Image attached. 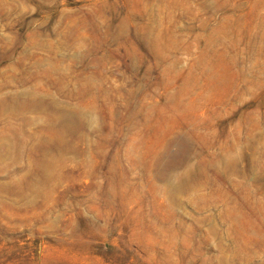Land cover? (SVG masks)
I'll list each match as a JSON object with an SVG mask.
<instances>
[{
	"label": "rangeland",
	"instance_id": "1",
	"mask_svg": "<svg viewBox=\"0 0 264 264\" xmlns=\"http://www.w3.org/2000/svg\"><path fill=\"white\" fill-rule=\"evenodd\" d=\"M0 264H264V0H0Z\"/></svg>",
	"mask_w": 264,
	"mask_h": 264
},
{
	"label": "bare ground",
	"instance_id": "2",
	"mask_svg": "<svg viewBox=\"0 0 264 264\" xmlns=\"http://www.w3.org/2000/svg\"><path fill=\"white\" fill-rule=\"evenodd\" d=\"M227 161V160H226Z\"/></svg>",
	"mask_w": 264,
	"mask_h": 264
}]
</instances>
